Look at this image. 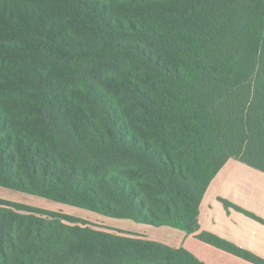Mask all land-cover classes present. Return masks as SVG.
Returning a JSON list of instances; mask_svg holds the SVG:
<instances>
[{
  "label": "trees",
  "instance_id": "trees-1",
  "mask_svg": "<svg viewBox=\"0 0 264 264\" xmlns=\"http://www.w3.org/2000/svg\"><path fill=\"white\" fill-rule=\"evenodd\" d=\"M250 150L264 157V0H0V187L264 264L199 224ZM0 264L203 263L0 198Z\"/></svg>",
  "mask_w": 264,
  "mask_h": 264
},
{
  "label": "crops",
  "instance_id": "crops-1",
  "mask_svg": "<svg viewBox=\"0 0 264 264\" xmlns=\"http://www.w3.org/2000/svg\"><path fill=\"white\" fill-rule=\"evenodd\" d=\"M263 161L264 157L253 150L245 151L239 159L229 160L212 180L202 199L199 224L202 231L228 241L264 261ZM223 201L240 210L235 207L228 208ZM147 227L138 231L133 227L121 230L145 236L173 248H184L203 264H254L184 231L168 226Z\"/></svg>",
  "mask_w": 264,
  "mask_h": 264
},
{
  "label": "rangeland",
  "instance_id": "rangeland-1",
  "mask_svg": "<svg viewBox=\"0 0 264 264\" xmlns=\"http://www.w3.org/2000/svg\"><path fill=\"white\" fill-rule=\"evenodd\" d=\"M0 198L11 202L44 209L46 211L55 212L64 216H72L75 218L83 219L87 221L91 225V227L94 228L114 230L120 228L118 230H121V228L127 227L131 229L135 228L136 231H138V229L142 227H144L143 229L148 228V225L137 223L135 221L118 220L105 217L85 209L64 205L46 198L36 197L21 191L6 189L3 187H0Z\"/></svg>",
  "mask_w": 264,
  "mask_h": 264
}]
</instances>
